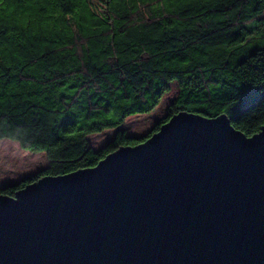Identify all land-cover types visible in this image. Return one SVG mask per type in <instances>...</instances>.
<instances>
[{
    "label": "trees",
    "instance_id": "1",
    "mask_svg": "<svg viewBox=\"0 0 264 264\" xmlns=\"http://www.w3.org/2000/svg\"><path fill=\"white\" fill-rule=\"evenodd\" d=\"M172 81L179 93L148 135L121 128L90 145L89 135L153 110ZM181 111L261 130L264 0H0V140L49 160L0 194L93 167Z\"/></svg>",
    "mask_w": 264,
    "mask_h": 264
},
{
    "label": "water",
    "instance_id": "2",
    "mask_svg": "<svg viewBox=\"0 0 264 264\" xmlns=\"http://www.w3.org/2000/svg\"><path fill=\"white\" fill-rule=\"evenodd\" d=\"M0 264H264V125L181 111L95 167L0 194Z\"/></svg>",
    "mask_w": 264,
    "mask_h": 264
},
{
    "label": "rangeland",
    "instance_id": "3",
    "mask_svg": "<svg viewBox=\"0 0 264 264\" xmlns=\"http://www.w3.org/2000/svg\"><path fill=\"white\" fill-rule=\"evenodd\" d=\"M179 90L178 82L172 81L170 90L162 96L160 103L153 110L149 113L131 115L119 127L89 135L90 145L96 150L101 149L121 128L125 129L128 136L148 135L160 120L167 116L168 106ZM48 163L45 152H31L22 149L16 141L2 139L0 140V187L34 175Z\"/></svg>",
    "mask_w": 264,
    "mask_h": 264
},
{
    "label": "snow or ice",
    "instance_id": "4",
    "mask_svg": "<svg viewBox=\"0 0 264 264\" xmlns=\"http://www.w3.org/2000/svg\"><path fill=\"white\" fill-rule=\"evenodd\" d=\"M182 67H183V65H182ZM61 91H63V89H61ZM245 144H246V146H250L253 144V142L251 140H249V141H246ZM93 167H95V165H93Z\"/></svg>",
    "mask_w": 264,
    "mask_h": 264
}]
</instances>
